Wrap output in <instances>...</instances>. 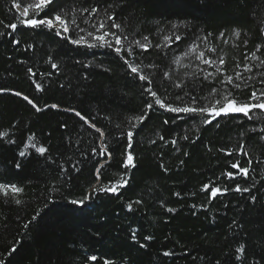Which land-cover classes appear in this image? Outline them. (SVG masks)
Returning a JSON list of instances; mask_svg holds the SVG:
<instances>
[{
  "label": "trees",
  "instance_id": "16d2710c",
  "mask_svg": "<svg viewBox=\"0 0 264 264\" xmlns=\"http://www.w3.org/2000/svg\"><path fill=\"white\" fill-rule=\"evenodd\" d=\"M19 2L23 9L34 0ZM13 5L14 0H0V32L5 33L0 35V87L28 95L41 108L45 104L59 108L37 112L22 97L0 94V132L8 133L0 139V183L11 182L23 189L16 196L0 192V260L5 264H264V113H250L251 120L242 113L230 114L206 125L199 114L190 117L154 108L134 135L136 166L123 169L127 141L117 136L128 130L130 117L144 113V105L151 99L143 92L148 85L129 76L123 61L107 47L73 45L54 31L24 26ZM97 6L102 16L105 9L116 12V22L130 39L143 42L144 36L149 37L147 53L133 51L137 63L154 66L146 67L145 74L153 77L152 87L162 98L174 100L176 95L190 92L204 97V106L213 87L222 89L219 80L223 75L218 74L215 81L203 79L208 72H215V66L197 60L200 51L217 65L223 57L226 75L243 71L244 64L253 67L245 76L264 72V67H255L264 60V0H99V4L98 0H53L49 9L63 10L81 27L92 30L90 23H83L80 9ZM11 23L18 25L15 32L6 27ZM78 35L83 33H69L71 39ZM175 35H180L181 41L166 46L164 37ZM14 39L20 43L13 44ZM193 44L198 45L195 51L190 50ZM258 44L261 50L253 60L251 53ZM53 63L58 68H52ZM28 68L36 78H30ZM164 72L171 74L170 79H164ZM36 82L42 83L45 91L37 92ZM176 83L183 87H174ZM235 94L243 100L250 89ZM213 98L219 97L213 94ZM68 108L81 111L108 133L111 162L92 154L98 134L64 110ZM165 119L168 124L163 123ZM31 133L36 134L31 143L48 148L43 156L25 149ZM173 138L175 146L165 142ZM12 139L15 144L9 143ZM241 142L254 161L253 168L247 178L238 176L230 181L221 174L225 169L234 171L229 165L237 159L245 166L247 158L228 157L220 149L235 153ZM20 151L30 154L20 156ZM99 165L104 167L97 181ZM61 166L67 171L61 172ZM122 173L129 182L118 193H92L83 211L70 203L89 194L93 186L119 182ZM209 182L229 189L239 183L252 191L230 190L209 200V193L201 191ZM177 192L181 195H174ZM128 203L133 205L131 211ZM146 236L152 239L145 240ZM241 244L246 246V254L235 261V249ZM13 247L16 251L9 256ZM166 251L172 255L165 256ZM93 255L97 260L88 259Z\"/></svg>",
  "mask_w": 264,
  "mask_h": 264
},
{
  "label": "snow or ice",
  "instance_id": "6c2138e0",
  "mask_svg": "<svg viewBox=\"0 0 264 264\" xmlns=\"http://www.w3.org/2000/svg\"><path fill=\"white\" fill-rule=\"evenodd\" d=\"M53 4V0H34V2L26 3L23 7L22 11H19L21 4L19 0H14V7L18 10L19 15L18 19H20V23L26 27H31L33 29H43L46 28L49 31H54L57 36L62 37L63 39L67 40L73 45L77 46H86L89 48L93 47H107L111 49L117 57H119L123 61V65L127 68V72L129 76H134L138 81L144 82L147 87L143 89V92L148 95L151 99L146 102L144 105V113L139 116L130 117L128 119L129 128L127 131H120L117 139H126V147L122 154V163L121 167L123 169H130L134 168L135 165V158L133 155V139L134 135L138 128L143 124V122L147 119L148 113L153 110L154 108L163 109L164 111L180 114L183 113L188 116H192L194 114H199L204 117L202 123L206 125H210L214 119L221 116H227L230 114L235 113H242L245 117L251 120L253 117L250 113L259 110L261 113H264V72H257L256 76H245L244 73H251L253 71V67L249 66L248 64H244L243 71H237L234 75H226L225 69L222 67L225 64V60L223 57L219 59V63L211 58L205 57V52L200 51L196 55V59L199 60L201 63L207 66H215V72H208L203 76L204 80H209L211 78L213 81L216 80L218 74L223 75V79L219 80V83L223 86L222 89H218L213 87L211 89V93L209 94V98L207 103H204V106H201L202 102L205 100L204 97H198L192 95L190 92H185L183 96L176 95L174 100H169L167 97L162 98L160 93L153 89V77L151 75L145 74V68H152L153 65L144 66L142 63L136 62V54L134 53V49H138L142 53H147L149 51L150 42L149 37L144 36L143 42L141 39H130L128 35L124 34L121 30L122 26L120 23H117V13L111 12L108 9H105V14L101 15V8L91 7V8H82L80 9V16L85 25L91 24L92 30H87L85 27H81L80 24L77 22L75 17L69 18L68 15L63 11L51 12L49 9V5ZM99 4V0H98ZM111 6L109 5V8ZM31 10V12H30ZM43 13V16L41 14ZM31 17V18H30ZM6 27L12 29V32H15L18 25L16 23H11L6 25ZM79 32L83 33V35H78L77 38L71 39L69 36L70 32ZM262 35H264V29L261 30ZM11 35L12 33H7ZM236 37L240 36V32L236 31ZM0 35H5V33L0 32ZM210 35V34H209ZM224 34L221 33V36ZM85 36L87 39H85ZM182 37L180 35H175L174 37L165 36L164 40L167 41L168 47L171 46L172 42H179L181 41ZM204 40L207 37L202 38ZM89 41H92L89 43ZM125 41H127V45H125ZM227 42V41H225ZM13 44L18 45L20 43L19 40L14 39L12 41ZM247 40L244 41V44L247 45ZM31 47V46H29ZM156 48L161 47L159 44L155 45ZM198 48V45L193 44L190 47V50L195 51ZM261 50V45L256 46V50L251 53V58L253 60H257L258 57L256 52ZM208 51H214V49H208ZM185 56L188 53H184ZM51 59V57H50ZM245 60L248 59V55H245ZM52 68H58L56 63L51 65ZM87 67V65H86ZM237 68H240L241 65L237 64ZM255 67L261 68L264 67V60H260L259 64ZM30 78H36L37 74L33 72L32 68L27 69ZM200 72H203V69H199ZM50 75V74H49ZM87 74H85V77ZM164 79L168 80L171 77L169 72L163 73ZM61 88L64 87L63 84L60 85ZM176 88H182L183 85L181 83H176L174 85ZM250 89V94L245 98L241 99L235 93L243 92L244 90ZM35 90L37 92L45 91V87L42 83L36 82L35 83ZM3 93H11L15 96L22 97L24 101H26L29 105H31L37 112H42L45 109L51 107L52 109H58L59 105L52 104L47 105L45 104L43 108L39 107L34 99H30L28 95L23 94L20 91H14L12 89L0 87V94ZM213 94L219 98H213ZM184 97H188L187 101H185ZM65 111L72 112L76 117H78L84 125H88L91 127L95 133L98 134L99 139L96 142V147L91 148V152L94 156H100L106 158V163L111 162L113 156L112 152L109 150L110 145L106 142V136L108 133L104 131L103 128L97 127L95 123L91 122L87 119V117L81 114V111L76 110L75 108H68L64 109ZM179 118V116H178ZM164 124H168L169 121L165 119L163 121ZM175 123V120L172 121ZM61 127L67 128V124H62ZM217 127L219 125L217 124ZM116 128H120V125H116ZM8 136L7 132H0V139ZM36 134L31 133L27 137V141L24 144L25 149L31 148L35 150L38 154L43 156L47 151L48 148L44 145L37 146L36 143H31L34 140ZM183 139L187 140L188 137L185 135ZM264 140V136L261 137ZM160 140L164 141L165 137L163 135L160 136ZM166 143H170L171 145L175 146L177 144V140L175 138L171 139L170 141H165ZM9 143L15 144V139L9 141ZM155 143V141H153ZM176 151H179V148H176ZM220 151L224 152L226 156L232 157L234 154L238 156L246 157L245 166H241V161L237 159L234 163H231L229 167L234 171H225L221 174L226 177L227 180L235 181L238 176H243L247 178L252 171L253 168V159L250 157L249 153L245 151V144L243 142L240 143L238 152H233L232 150H226L224 148L220 149ZM20 156H25L27 154L26 151H20L18 153ZM187 155V153H185ZM50 159V157H49ZM183 163V161H181ZM257 164L261 163V161H256ZM17 167H20L17 164ZM74 170H79L76 164L71 166ZM104 167V165H99L96 168L95 172V179L97 181L100 180V171ZM160 167L167 171L164 167L163 163H161ZM63 166H61V172H65ZM129 182V178L127 177L126 173L121 174V178L119 182L109 181L107 187H99L93 186L91 192L80 199H72L70 201L71 204L76 205L81 211L85 210L87 207L88 201L92 198V193L96 192H108L116 194L119 192L121 188L127 187ZM254 187V185H253ZM235 191V192H244L250 193L252 191L249 187H241L239 183L235 185L234 188L229 189L227 186L221 188L219 185L212 186V182L203 184L201 191L209 193V200H214L220 195H224L228 191ZM23 191L22 188L17 186L16 184H12L11 182L8 183H0V192L3 193L4 196H16ZM176 196H180L179 192L174 193ZM256 196H251V200L253 202L256 201ZM17 204H20L21 201L17 199L15 201ZM135 203H140V201H136ZM205 205H201L204 207ZM193 207H196L193 205ZM127 208L129 211L133 209L132 203L127 204ZM169 212H174L175 209L168 208L166 209ZM33 220L36 219L34 216ZM233 224L236 221H232ZM25 228L28 227V224L24 225ZM132 239H136V230L132 232ZM145 240H151V236L144 237ZM141 247H145V245H141ZM16 248L13 247L8 255L11 256L15 253ZM235 261H240L242 259V255L246 254V246L241 244L238 248L235 249ZM165 256L172 255L171 252H164ZM89 260L95 261L97 260L96 256L88 257ZM264 259V257H262ZM0 264H5V261L0 260ZM105 264H108L105 261ZM219 264V262H217ZM254 264H260L259 261H255Z\"/></svg>",
  "mask_w": 264,
  "mask_h": 264
},
{
  "label": "rangeland",
  "instance_id": "374dc122",
  "mask_svg": "<svg viewBox=\"0 0 264 264\" xmlns=\"http://www.w3.org/2000/svg\"><path fill=\"white\" fill-rule=\"evenodd\" d=\"M22 10H23V9H21V8L19 9V11H22Z\"/></svg>",
  "mask_w": 264,
  "mask_h": 264
}]
</instances>
